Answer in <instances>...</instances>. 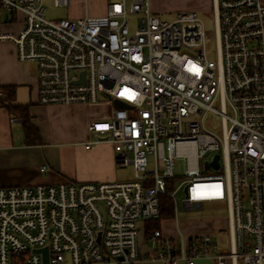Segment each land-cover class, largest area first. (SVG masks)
I'll list each match as a JSON object with an SVG mask.
<instances>
[{
    "label": "built area",
    "instance_id": "2783aa9c",
    "mask_svg": "<svg viewBox=\"0 0 264 264\" xmlns=\"http://www.w3.org/2000/svg\"><path fill=\"white\" fill-rule=\"evenodd\" d=\"M0 11L21 22L15 55L35 64L39 103L107 98L111 113L89 123L84 147L108 141L118 167L133 170L123 181L1 187L0 264H43L33 251L43 247L48 264H134L137 223L160 215L161 196L177 223V190L182 209L224 207L227 248L212 234L155 229L143 259L264 264L263 0H213L215 58L194 10L168 21L148 0H112L103 15L49 19L43 0H0ZM210 113L219 130L204 124Z\"/></svg>",
    "mask_w": 264,
    "mask_h": 264
},
{
    "label": "crops",
    "instance_id": "0c3cea01",
    "mask_svg": "<svg viewBox=\"0 0 264 264\" xmlns=\"http://www.w3.org/2000/svg\"><path fill=\"white\" fill-rule=\"evenodd\" d=\"M83 1V0H81ZM85 15H103L107 0H97L92 10L86 8ZM264 3V0H263ZM150 9L151 5L148 0ZM213 8V0H209ZM197 5L196 8H198ZM155 11V10H154ZM22 27L7 12L0 11V91L2 87H13L12 98L0 95V188L34 184H54L71 181L108 182L116 181V156L110 142L94 143L89 149L85 141L91 140L89 123L105 119L111 113L107 105H41L37 99V78L33 62H21L15 55L13 36ZM20 104L27 107L31 125L37 130L39 140L26 142L21 120L11 114L7 104ZM172 218L161 220L159 229L166 236H176L178 230L167 227ZM216 226L213 221L205 223L199 233L212 234L213 238L226 249L228 245L227 216ZM178 225V223H176ZM144 236L146 223L142 221ZM178 228V227H177ZM182 231V230H180ZM224 241L221 242L220 233ZM199 233H187L193 236ZM146 237V236H145ZM149 248L138 246V260L134 264H166L162 261H149L142 256ZM238 259L235 264L239 263ZM70 264L66 260V263ZM101 264H118L115 262ZM182 264V263H178ZM195 264H214L211 258L200 257Z\"/></svg>",
    "mask_w": 264,
    "mask_h": 264
},
{
    "label": "rangeland",
    "instance_id": "374dc122",
    "mask_svg": "<svg viewBox=\"0 0 264 264\" xmlns=\"http://www.w3.org/2000/svg\"><path fill=\"white\" fill-rule=\"evenodd\" d=\"M86 8L89 10L93 9V6L97 5V0H86ZM112 1V0H107ZM151 5L155 6V11L151 9V11L161 20H173L178 12H187V11H196L201 19L204 21V26L206 32L208 34L207 39V49H208V57L215 58V42H214V20L212 17L213 8L209 5V0H151ZM197 5H200L197 7ZM94 6V7H95ZM43 7L45 10V16L49 19H59V18H75L81 17L84 14L83 1L81 0H70L68 5H59L55 6L53 0H43ZM136 14H133L129 17V21L133 24L134 18H136ZM95 105H107L109 110L113 108L112 102H110L107 98L101 99ZM204 124L208 127H212L216 130L220 129V117L214 113L207 114L204 118ZM116 169L118 171L116 181H123L132 179L133 170L131 166H124L123 168H119L116 164ZM184 164L179 162L174 167V171L177 174H181ZM179 181V180H178ZM179 183V182H178ZM177 185V183H175ZM264 193V189H263ZM183 198V193L181 190H177L175 194V199L179 202L178 206V216L177 223L173 220L167 224V227H171L174 230L180 229L183 233H199L201 227L205 223H209L213 221V224L216 226H221V221L227 216V212L224 210V207H221L217 204V202H204L201 208L198 209H182L181 201ZM178 227V228H177ZM142 221L137 223L138 235H137V244L140 247L149 248V244L144 236ZM223 232L221 231L220 240L221 242L226 244L224 241ZM201 233V232H200ZM238 264H242V261L239 260Z\"/></svg>",
    "mask_w": 264,
    "mask_h": 264
},
{
    "label": "trees",
    "instance_id": "16d2710c",
    "mask_svg": "<svg viewBox=\"0 0 264 264\" xmlns=\"http://www.w3.org/2000/svg\"><path fill=\"white\" fill-rule=\"evenodd\" d=\"M2 93L5 94V98H12L14 94V88L13 87H2ZM6 107L8 108L9 112L11 114H14L21 120L22 129L24 130V136L26 142L33 143L37 142L39 140L37 135V130L31 125L30 123V116L27 112V107L25 105L20 104H7ZM160 212L159 216L150 219L145 220L146 223V234L147 237L149 233H152L155 229H159V222L161 220H167L173 216L172 214V202L170 199H167L164 196H161L160 198Z\"/></svg>",
    "mask_w": 264,
    "mask_h": 264
},
{
    "label": "water",
    "instance_id": "95a60500",
    "mask_svg": "<svg viewBox=\"0 0 264 264\" xmlns=\"http://www.w3.org/2000/svg\"><path fill=\"white\" fill-rule=\"evenodd\" d=\"M218 165V155H215L214 159L212 161H206L204 163V166H213V167H217ZM35 253L39 252L41 254V261L43 262V264H48L47 262V247H43V248H36L35 250H33Z\"/></svg>",
    "mask_w": 264,
    "mask_h": 264
}]
</instances>
